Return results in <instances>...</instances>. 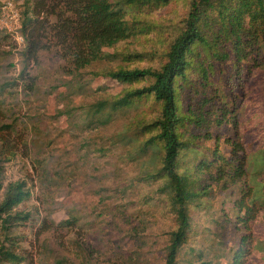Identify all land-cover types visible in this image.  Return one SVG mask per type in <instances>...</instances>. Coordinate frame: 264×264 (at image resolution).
I'll list each match as a JSON object with an SVG mask.
<instances>
[{"label": "trees", "instance_id": "obj_1", "mask_svg": "<svg viewBox=\"0 0 264 264\" xmlns=\"http://www.w3.org/2000/svg\"><path fill=\"white\" fill-rule=\"evenodd\" d=\"M172 4L184 13L164 14ZM20 12L25 67L14 80L0 81V106L14 88L22 87L29 100L38 93L40 78L26 66L39 50H54L62 62L49 93L61 102L87 100L77 107L82 111L74 125L88 132L112 129L107 145L95 149L139 162L129 187L141 189L146 203L156 197L172 215L165 264H179L193 234L192 211L206 207L215 184L239 192L235 219L219 222L235 240L227 264H250L252 223L264 211V148L261 162L252 161L239 117L247 108L243 116L250 115L252 84L264 66V0H24ZM4 33L0 41L7 43L12 34ZM255 133L264 137V110ZM25 143L19 125L0 126V264H34L18 232L34 219L19 210L32 192L27 180L6 178L7 164ZM112 191L125 197L122 188ZM125 207L113 209L124 215ZM71 217L59 224L44 218L40 230L72 227L79 218ZM203 256L190 264H212Z\"/></svg>", "mask_w": 264, "mask_h": 264}, {"label": "rangeland", "instance_id": "obj_2", "mask_svg": "<svg viewBox=\"0 0 264 264\" xmlns=\"http://www.w3.org/2000/svg\"><path fill=\"white\" fill-rule=\"evenodd\" d=\"M16 1L22 10L24 0ZM172 11L184 13L175 4L162 12ZM4 34L0 30V37ZM26 43L25 36L20 43L13 35L7 43L0 41V81L14 80L25 67L22 52ZM61 62L54 50H39L38 57L26 66L28 74L40 78L38 93L29 100L22 87L14 88L0 106V126L19 125L26 138L18 155L6 166L7 180H27L32 192L31 198L19 206L34 217L18 228L26 238L23 248L33 256L34 264H165L167 233L174 227L172 215L159 206L156 197L146 203L145 197L138 195L141 189L129 187L133 176L141 171L139 162L128 160L119 151L102 153L95 149L96 144L107 145L112 129L88 132L74 125L82 111L77 107L87 105V100L61 102L55 93H49L50 86L57 82ZM250 97V115L247 120L243 116L247 108L239 117L240 133L251 160L260 163L264 137L256 135L255 130L264 110V66L255 74ZM68 109L76 116H67ZM220 147L229 154V145L222 142ZM44 166L47 169L43 172ZM261 181L264 184V172ZM117 187L123 189L124 198L119 194L115 197L112 189ZM211 188L213 193L203 200L206 207L192 211L193 234L179 256V264L197 262L201 252L212 264L228 263L225 255L235 240L226 236L219 222L235 219L232 203L239 192L237 188L222 190L217 184ZM101 195L109 200L103 202ZM122 203L126 204L124 215L113 209ZM71 214L79 218L76 225L40 230L42 219L59 224L72 218ZM252 227L256 248H251L249 263L264 264V211Z\"/></svg>", "mask_w": 264, "mask_h": 264}, {"label": "built area", "instance_id": "obj_3", "mask_svg": "<svg viewBox=\"0 0 264 264\" xmlns=\"http://www.w3.org/2000/svg\"><path fill=\"white\" fill-rule=\"evenodd\" d=\"M21 12L15 0H0V30L12 34L18 42L24 41L20 33Z\"/></svg>", "mask_w": 264, "mask_h": 264}]
</instances>
